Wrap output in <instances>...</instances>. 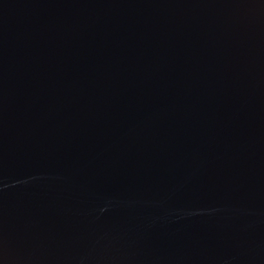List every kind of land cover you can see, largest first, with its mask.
<instances>
[{"label": "water", "instance_id": "obj_1", "mask_svg": "<svg viewBox=\"0 0 264 264\" xmlns=\"http://www.w3.org/2000/svg\"><path fill=\"white\" fill-rule=\"evenodd\" d=\"M0 264H264V0H0Z\"/></svg>", "mask_w": 264, "mask_h": 264}]
</instances>
